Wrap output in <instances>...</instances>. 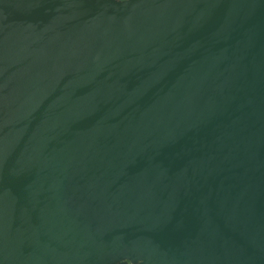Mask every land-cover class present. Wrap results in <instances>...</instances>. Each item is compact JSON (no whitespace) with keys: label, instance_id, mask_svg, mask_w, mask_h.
Instances as JSON below:
<instances>
[{"label":"water","instance_id":"water-1","mask_svg":"<svg viewBox=\"0 0 264 264\" xmlns=\"http://www.w3.org/2000/svg\"><path fill=\"white\" fill-rule=\"evenodd\" d=\"M0 264H264V0H0Z\"/></svg>","mask_w":264,"mask_h":264}]
</instances>
